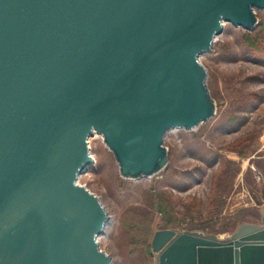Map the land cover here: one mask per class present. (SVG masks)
<instances>
[{
	"label": "water",
	"instance_id": "obj_1",
	"mask_svg": "<svg viewBox=\"0 0 264 264\" xmlns=\"http://www.w3.org/2000/svg\"><path fill=\"white\" fill-rule=\"evenodd\" d=\"M264 0H0V264H111L109 221L77 183L100 135L125 179L168 164L172 130L216 115L200 57ZM260 222L227 239L153 232L154 264H264Z\"/></svg>",
	"mask_w": 264,
	"mask_h": 264
},
{
	"label": "rangeland",
	"instance_id": "obj_2",
	"mask_svg": "<svg viewBox=\"0 0 264 264\" xmlns=\"http://www.w3.org/2000/svg\"><path fill=\"white\" fill-rule=\"evenodd\" d=\"M245 31L225 23L200 57L216 115L193 130L165 135L168 164L149 178L119 176L100 135L88 138L92 163L77 183L109 216L98 247L111 264H154L156 230L202 231L227 239L260 222L264 205V10Z\"/></svg>",
	"mask_w": 264,
	"mask_h": 264
}]
</instances>
